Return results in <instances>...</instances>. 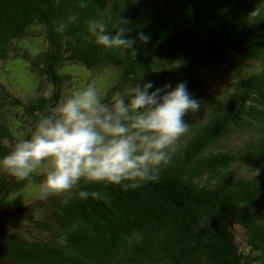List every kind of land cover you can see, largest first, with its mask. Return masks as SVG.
<instances>
[{"label": "trees", "instance_id": "obj_1", "mask_svg": "<svg viewBox=\"0 0 264 264\" xmlns=\"http://www.w3.org/2000/svg\"><path fill=\"white\" fill-rule=\"evenodd\" d=\"M90 20L112 35L126 27L129 38L150 39L134 45L133 57L98 45ZM0 60V160L19 142L13 129L29 138L75 70H115L110 94L186 82L206 115L183 117L189 137L172 147L157 180L128 189L82 180L53 195L50 218L36 230L0 229V264H264V0H0ZM13 61L36 79L35 96L25 99L1 78ZM204 68L221 77L220 88L208 86ZM44 179L0 171V227L9 198ZM82 190L100 195L82 198ZM235 226L245 230V250Z\"/></svg>", "mask_w": 264, "mask_h": 264}, {"label": "clouds", "instance_id": "obj_2", "mask_svg": "<svg viewBox=\"0 0 264 264\" xmlns=\"http://www.w3.org/2000/svg\"><path fill=\"white\" fill-rule=\"evenodd\" d=\"M258 14V9L251 13ZM64 27L61 24L58 30ZM88 31L98 45L128 50L133 57L139 53L134 45L150 39L142 32L129 38L126 27L112 35L97 20L89 21ZM153 87L151 81L134 83L108 102L101 99L95 82L73 91L38 119L29 138L17 142L0 160V171L25 180L43 169L42 198L69 192L82 180L122 184L125 189L157 180L161 165L171 160L173 145L189 130L183 117L198 111L201 101L190 95L186 82L174 90L169 84L150 92ZM89 195L100 194L79 192L82 198Z\"/></svg>", "mask_w": 264, "mask_h": 264}, {"label": "rangeland", "instance_id": "obj_3", "mask_svg": "<svg viewBox=\"0 0 264 264\" xmlns=\"http://www.w3.org/2000/svg\"><path fill=\"white\" fill-rule=\"evenodd\" d=\"M5 63L0 60V73L4 69ZM204 76L207 79L208 86H211V89H218L222 85L221 77L211 68H204L202 70ZM73 74L72 82H69L65 87L64 94L61 100L68 97L73 91L77 89L86 88L87 85L95 82V87L98 92L101 94V99L105 102L111 100L113 95L117 92H122L125 90V87L117 89L112 94L109 93V90L118 83L119 76L115 70H100L93 72L90 75L83 70H75ZM1 78L10 86L11 90H14L16 93H21L22 97L30 98L31 96L36 95V79L29 75V70L24 67V64L20 61H13L7 65L5 71L2 72ZM35 86V89L33 90ZM44 87V85H43ZM46 87V88H45ZM44 90L46 93L52 94V91L48 85H45ZM119 88V86H118ZM33 90V91H32ZM32 91V92H31ZM109 94L110 96H108ZM48 114V113H47ZM205 107L200 106V109L196 112H189L185 115L187 120H191L193 117L198 120L199 118H204ZM14 136L17 141L24 140L25 131L21 128L13 129ZM189 130L183 136H181L173 147H178L179 142H183L186 138L189 137ZM232 143L239 145L242 143L241 137H234ZM43 169L37 170L34 173H43ZM31 187V188H30ZM23 189L21 192L12 195L7 204V210L3 212V218L7 226L0 227L4 231H9L15 233L16 231L29 229L34 231L33 227L39 221H45L50 218L48 206L51 204L50 201L53 195H50L47 198H42L39 192V189L32 188V186ZM38 237L42 238V232L37 230ZM235 233L237 236V242L240 245L241 249L245 250L247 247V236L245 230L240 226H235ZM1 264H12L8 261H2Z\"/></svg>", "mask_w": 264, "mask_h": 264}]
</instances>
